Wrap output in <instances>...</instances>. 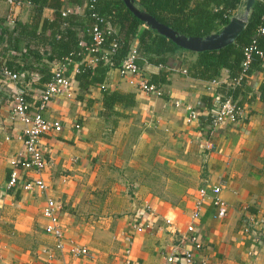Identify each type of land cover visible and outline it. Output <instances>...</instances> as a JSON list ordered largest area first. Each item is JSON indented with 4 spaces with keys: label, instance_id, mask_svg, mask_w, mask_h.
<instances>
[{
    "label": "crops",
    "instance_id": "1",
    "mask_svg": "<svg viewBox=\"0 0 264 264\" xmlns=\"http://www.w3.org/2000/svg\"><path fill=\"white\" fill-rule=\"evenodd\" d=\"M85 6L81 0L73 12L81 15ZM8 9L0 1V21L10 28L3 24ZM30 13L31 6L21 2L14 8L15 23H29ZM41 17L50 20L51 11L43 9ZM9 55L0 44L2 63ZM195 56L188 51L174 54L165 69L168 83L161 85V97L143 93L116 69L109 70L104 89L134 95V105L114 107L115 115L101 114L99 86L84 91L76 82L71 96L52 100L41 112L61 126L40 140L47 160L42 173L46 196L61 206V251L42 231L44 196L6 188L8 163L21 148L22 124L9 116L14 89L26 85L25 100L33 112L43 85L28 71L13 72L19 83L0 77V264H163V256L180 240L186 245L185 225L197 189L215 185L221 187L226 216L213 219L207 200L195 222L205 264H264V100L258 99L264 58L261 70L246 78L254 99L243 104L238 122L212 131L207 105L217 101L216 89L226 83V74L217 82L190 79L181 70ZM24 59L18 54L15 63ZM40 61L46 63L43 57ZM139 68L145 79L159 71L151 65ZM240 98L238 94L236 101ZM186 108L198 115L190 125L183 121ZM138 223L140 233L132 228ZM69 240L86 248L88 256H70Z\"/></svg>",
    "mask_w": 264,
    "mask_h": 264
},
{
    "label": "trees",
    "instance_id": "2",
    "mask_svg": "<svg viewBox=\"0 0 264 264\" xmlns=\"http://www.w3.org/2000/svg\"><path fill=\"white\" fill-rule=\"evenodd\" d=\"M31 6L30 21L27 24L14 23L10 28L0 21V44H4L7 57L0 65L11 72L28 71L35 73L39 85L50 80V64L68 57L72 61L82 59L92 44L89 30L95 23V17L102 20L99 51L89 53L98 58L100 51H109L106 62L98 60L93 67L81 64L74 81L80 90L87 91L89 86H101L106 73L119 67L129 47L134 45L138 67L151 65L159 67L155 75H150L148 84L165 85L168 83L169 61L178 51H184L165 37L143 25L124 6L122 0H86L81 15L73 12L81 0H16ZM133 5L158 23L185 37L205 38L218 33L229 19L245 4L244 0H132ZM67 6L72 11L62 17L61 9ZM51 11V19H42L43 9ZM94 15V16H93ZM2 25V26H1ZM113 32L106 34V28ZM264 28V0H253L250 5L244 29L237 39L218 50L196 53L195 60L186 67V76L202 82H217L225 72L226 83L216 89L218 101L229 98L236 106L250 103L254 98L248 95L246 78L262 68L264 58V39L259 29ZM115 48H111V44ZM21 44L24 51H20ZM81 46H80V45ZM249 60L245 69V52ZM260 53L261 56L258 54ZM25 59L22 64L15 63L16 56ZM46 63H41V58ZM29 59V64L26 63ZM242 75L238 83L234 80ZM240 94V100L236 101ZM259 100H264V86L259 87ZM101 114L115 115L114 107L130 108L134 105V95L129 92L102 89L100 93ZM211 105H207L210 110ZM209 122V121H208Z\"/></svg>",
    "mask_w": 264,
    "mask_h": 264
},
{
    "label": "built area",
    "instance_id": "3",
    "mask_svg": "<svg viewBox=\"0 0 264 264\" xmlns=\"http://www.w3.org/2000/svg\"><path fill=\"white\" fill-rule=\"evenodd\" d=\"M9 5V9L4 23L7 26H12L15 23L14 8L21 4L16 0H0ZM245 1V0H244ZM72 11L71 8L64 6L61 9V16L64 17ZM94 16V15H93ZM95 17V23L89 30L91 34L92 44L86 50L87 54H84L82 59L72 61L68 57L62 61L57 62L50 70V80L44 84L37 96V105L35 111H30V106L25 100L26 85L19 83V75L9 71L3 65H0V77L8 79L14 83H19L14 89V93L10 103L9 116L12 120H17L22 124L20 133L21 148L16 154V157L9 161V174L6 182L7 189H14L19 191H34L39 195H43L45 198L44 205L42 207L41 215L45 220V224L42 231L45 235L50 236L54 240V249L61 251L63 243V234L60 227V221L58 214L61 211V206L55 200L46 196L47 186L42 178V173L47 165L44 149L40 145V140L43 136L50 133H58L61 130L59 123L49 121L42 117L41 112L46 108L47 104L52 100L60 97L68 98L72 94V87L74 84V76L78 73V67L81 64H86L93 67L98 60L107 61L105 56L109 51H100L98 58L90 57L89 53L99 51V45L101 43L102 31L99 29V24L102 20ZM106 34L113 32V30L107 26ZM259 34L264 39V28L259 29ZM80 45V44H79ZM81 46V45H80ZM111 48H115V44L112 43ZM253 49L250 47L245 52V61L242 64L243 68L247 66L249 60V53ZM260 56L261 54L258 53ZM137 54L134 45H131L121 60L119 67L116 69L120 78H124L128 84L137 86L143 93L161 97L162 86L152 85L147 83L142 75L141 69L135 64ZM182 74H185L184 69L181 70ZM240 75L234 80V84L238 83L241 79ZM28 84V83H27ZM100 91L104 89L103 85L99 86ZM174 106H178L177 102H174ZM243 106H236L234 102H231L229 98L223 101H217L211 106L209 110L208 120L212 131L224 124H234L238 122L242 116ZM198 115L195 109L186 108L183 121L184 125H190L197 121ZM78 129V126H74ZM210 129V130H211ZM8 140V138H5ZM30 173L34 176L31 177ZM221 187L215 185L209 189L200 187L197 189L196 198L192 204V209L188 215V222L185 225V232L187 236L184 237V243L173 246L169 253L163 256V264H175L181 262L183 264H205V260L201 257L203 250L202 243L198 234L195 232V222L199 219L200 209L205 201H209L213 206V219H223L226 216V205L219 198ZM166 228L170 227V221L166 219L164 221ZM136 233L143 231V227L138 223L132 226ZM68 245V252L72 257H87L88 252L86 248L76 245L73 241L69 240L66 243ZM125 254L129 253V250L124 251ZM199 257V259L197 258Z\"/></svg>",
    "mask_w": 264,
    "mask_h": 264
},
{
    "label": "water",
    "instance_id": "4",
    "mask_svg": "<svg viewBox=\"0 0 264 264\" xmlns=\"http://www.w3.org/2000/svg\"><path fill=\"white\" fill-rule=\"evenodd\" d=\"M252 2L253 0H246L243 12L230 18L228 23L223 26L218 33L205 38H198L182 36L170 28L158 23L145 12L138 10L133 5L132 0H122L125 8L143 25L165 37L178 48L195 54L204 51L218 50L233 43L245 27Z\"/></svg>",
    "mask_w": 264,
    "mask_h": 264
}]
</instances>
